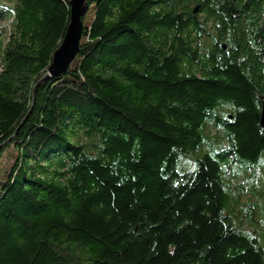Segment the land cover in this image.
<instances>
[{
	"label": "trees",
	"instance_id": "trees-1",
	"mask_svg": "<svg viewBox=\"0 0 264 264\" xmlns=\"http://www.w3.org/2000/svg\"><path fill=\"white\" fill-rule=\"evenodd\" d=\"M0 0V264H264V0ZM195 11V12H194Z\"/></svg>",
	"mask_w": 264,
	"mask_h": 264
},
{
	"label": "water",
	"instance_id": "water-1",
	"mask_svg": "<svg viewBox=\"0 0 264 264\" xmlns=\"http://www.w3.org/2000/svg\"><path fill=\"white\" fill-rule=\"evenodd\" d=\"M87 0L70 1V19L59 48L54 52L47 77H58L64 74L79 51L82 36V18L86 15ZM195 12V11H194ZM260 127L264 130V103L261 106Z\"/></svg>",
	"mask_w": 264,
	"mask_h": 264
}]
</instances>
